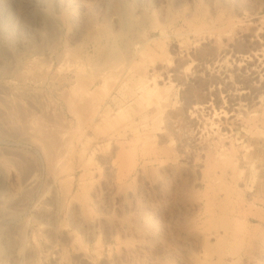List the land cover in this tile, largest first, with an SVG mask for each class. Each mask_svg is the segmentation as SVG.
<instances>
[{
    "label": "rangeland",
    "instance_id": "obj_1",
    "mask_svg": "<svg viewBox=\"0 0 264 264\" xmlns=\"http://www.w3.org/2000/svg\"><path fill=\"white\" fill-rule=\"evenodd\" d=\"M213 11L264 22V0H0V264H264V92L249 117L238 105V156H210L222 168L202 182L206 159L183 147L203 78L163 86L155 76L212 53L196 29ZM250 37L234 42L249 50ZM12 83L50 105L18 99L5 88ZM66 97L81 109L72 119L57 112L74 141L64 163L74 171L52 186L23 123L51 122ZM84 122L92 126L82 136ZM217 189L227 196H211Z\"/></svg>",
    "mask_w": 264,
    "mask_h": 264
},
{
    "label": "bare ground",
    "instance_id": "obj_2",
    "mask_svg": "<svg viewBox=\"0 0 264 264\" xmlns=\"http://www.w3.org/2000/svg\"><path fill=\"white\" fill-rule=\"evenodd\" d=\"M201 22L202 23L199 28L196 29V32H200L201 37L208 41L209 45L212 46V53L206 57L202 56L198 58V60L186 59V68L181 70L170 68L169 64L166 63L165 72L163 74L158 72V74H155V76L159 77L163 83V86L166 85V83L169 85L172 84L174 82L173 77H175L177 81L184 78L185 80L187 79V82L190 80V82L193 83V81L196 80L195 74H193V72L197 73L203 78L202 97H197L195 93L196 90L193 87L191 94L192 100L188 103L186 109L187 117L190 120H193L196 126L195 131L188 137L191 144L184 145L183 153L186 156L191 157H193V153H195V156L197 155V157L198 154L201 153L203 158L206 159L205 166L203 165V168H199L201 173L200 180L204 182L207 181L210 175L215 176L216 169L220 171L222 168V164L215 163L214 161L210 162L208 159L210 156H221L227 152L234 156L237 155L235 149L234 129L237 123L243 121L242 119H239L240 109H238V105H243L245 117H249L250 112L253 111V107H257L261 102L260 95L264 92V22L261 20L256 21L255 16L253 15H249L243 20L238 19L234 21L227 16L220 15V12L218 11L206 13L204 15V20ZM250 31L251 37L249 38V44L251 48L249 50L239 49L238 46H236L234 40L243 36L244 33ZM189 67H193L191 72L188 70ZM94 84V81L84 84L82 87L83 90H81L84 96L92 93V87ZM5 88L17 96V98L19 97L29 99L31 106L32 102H35L36 104L38 103L39 99L46 103L44 99L40 98V92L38 93V91H36L37 89L35 90L33 87L31 89L30 86L27 87L21 83H12L8 84ZM94 88L95 87H93V89ZM107 88L109 90V87ZM107 88L105 89L106 91H108ZM105 92L103 91L104 94ZM150 93L151 91H148V94ZM89 97H92L91 94L85 99H89ZM98 98H100V100H97H102V96ZM29 100L26 101L29 102ZM60 100L62 101V99ZM62 102L64 104L57 102V104L54 105L51 103L54 106L50 108V110L46 108L51 112V118L53 119H51V122L48 121L47 117L46 119L48 123L36 124L31 121H26L23 123L24 130L26 131L25 133L34 136L37 141V149L43 158H45V160L48 162V172L50 173L49 183L52 186L58 184V182L61 181V174L70 169H67L69 165L67 167L65 166L70 162H67L69 159L66 160V155L68 153L73 155L75 148V145H73L74 141L69 138V131L65 126V117H59L58 110L63 108L65 112L61 111L60 115L65 113L66 116L71 119L76 117L79 113V110H81L80 107L76 105V98L71 99L69 97ZM44 103L43 105H45ZM48 103H50V101ZM48 103H46V105H50ZM34 108L38 109L39 107ZM23 111L26 110L22 109V112ZM89 113L94 115H92L90 118L88 117L90 119L89 121H93V118L98 114L97 112L94 114V109L93 113L90 111ZM22 115L26 114L23 113ZM28 116H26V118ZM30 117L32 118L31 115ZM23 121L24 120H22V122ZM69 121L70 120H68V122ZM71 123L69 124L70 126H72ZM67 124L68 123L66 121V125ZM84 125H87V127L83 129V132H81L82 136L86 135L88 128L92 126L91 124L88 125L87 123ZM79 127L81 128L82 126ZM69 130L71 129L69 128ZM73 137L75 140H77L74 135ZM197 159L198 158L194 157L192 158V161L197 162ZM64 163L66 164L64 165ZM71 165L73 164L70 163V166ZM231 165H233V172H235L237 163ZM72 171L74 170L72 169L71 172ZM70 177L71 176H69V178ZM35 180L36 177L31 176L29 180V186H32ZM68 186H65V188ZM68 190L69 188L67 191ZM64 191L63 193L65 195L66 192ZM219 194L220 196H223V198L227 196L225 192H222V190H220L219 193V189H217L215 192L211 191V196H218ZM209 234L215 235L216 241L220 242V234L215 232H210ZM216 258L220 260V249L216 253Z\"/></svg>",
    "mask_w": 264,
    "mask_h": 264
}]
</instances>
